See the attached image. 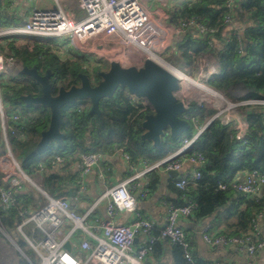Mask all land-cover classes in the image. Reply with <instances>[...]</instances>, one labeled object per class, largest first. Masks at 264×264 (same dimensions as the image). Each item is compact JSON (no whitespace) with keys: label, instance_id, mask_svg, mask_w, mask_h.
<instances>
[{"label":"built area","instance_id":"2783aa9c","mask_svg":"<svg viewBox=\"0 0 264 264\" xmlns=\"http://www.w3.org/2000/svg\"><path fill=\"white\" fill-rule=\"evenodd\" d=\"M234 3L235 0H229L226 8H231ZM225 23H230L228 17H226ZM190 25L202 30V27L194 20L179 24L175 23L173 16L160 13L152 14L147 10L145 0H45L42 6L30 12L23 26L0 28V38L18 36L61 39L65 43L68 42L83 56L89 53L86 49L90 44L101 60L106 61L104 71L108 70L113 63L122 67H141L146 59H150L172 71L178 78L180 86L177 97L191 105L192 108L203 104L195 103L193 99L190 100L189 86L195 88L196 85L208 89L224 102L226 99L224 100L221 95L206 86L209 77L205 80L204 78L195 80L167 64L162 58V54L167 50L174 37L181 35ZM106 49H110V51L105 52ZM104 53H110V59L102 58ZM86 56L87 54L84 57ZM87 58L92 65V58ZM16 62L4 58L0 54V78L9 72L12 80H30L20 75L23 65L19 62H17L19 70L12 73L11 68L16 65ZM96 66L99 64L96 63ZM100 72L95 67L94 74L97 76ZM89 80L92 85L97 83L92 80V77H89ZM116 94L121 95L130 112L133 113L132 115L126 112L124 120L129 128H133V136L138 138L142 131L139 132L137 123L141 124L143 117L150 113V108L144 100L130 95L125 89H119L114 95ZM113 99L114 96L101 103V112L103 104L111 102ZM18 100L15 101L14 106H7L2 102L0 96V217L3 215L7 221L12 223L13 231L23 237H25L24 228L29 224L41 233V239L38 242L27 239L29 246L40 259L39 264H144L157 238L152 233L151 222L143 217L137 208V198L144 199L147 192L141 190L138 195H134L128 190V186L152 169L161 168L167 174L178 173L182 167L179 157H184L185 151L201 134L206 125L198 127L196 118L187 114L185 119L191 127L190 131L175 140L171 139L169 135L165 137L167 141L181 142L180 148L158 163L144 167L134 178L121 181L104 192L97 202L108 201L106 207L108 219L89 226L86 221L92 210L82 216L78 215L70 208L67 197L72 194L77 185L80 186L82 178L91 174L92 169L101 160V155L93 152V144L86 147L91 151L81 157L80 180L78 181V178L69 175L63 169V157L68 146L62 141L59 145H51L48 157L36 165L30 173L24 171L21 167V160L14 154L10 139L11 137L21 138L22 134L10 128L8 124L10 119L17 121L23 118L19 110L23 109L25 105ZM209 100L216 103V99L209 98ZM83 103L89 110L88 103ZM243 106H264V100H248L238 104L227 103L228 109L233 112ZM215 112L216 114L211 120L219 118L224 124L232 123L235 140L243 141L248 128L247 122L242 118L244 115L241 113L239 115L236 112L230 118L222 120L223 111L215 110ZM104 135L107 140L115 142L120 147V152L126 160L132 159L134 162L129 149L128 133H107ZM185 161L194 169L190 179L198 180L200 173L197 168L204 165L203 157L200 155L188 156L185 157ZM43 174L57 175L62 179L56 193L44 189ZM189 180L182 178L175 183V187L182 190L188 185ZM231 187L243 196L258 198L264 194V174L246 173L242 179L232 182ZM225 188L226 185H219L220 190H225ZM31 189L37 191L41 198L45 199V203L35 210L28 211L21 206L23 199L21 196ZM194 208L195 204L191 201L181 207L169 205L158 237V239L165 240L169 246L179 245L189 262L192 259L193 248L178 221L180 218H187ZM121 211L131 214L132 219L129 224H118L113 221L117 213ZM258 220L259 224H264L261 216ZM67 223L70 224L69 230L63 234V227ZM258 226H253L252 233L234 238L210 237L206 228L201 232V237L209 246L220 244L237 246L248 258V261L243 264H253L250 259L264 248V241L260 237ZM0 232L4 236L10 233L1 224ZM76 234H78L80 243L78 254L73 255L64 249V244ZM254 237H256L255 240ZM137 238H140L141 245L134 251V242Z\"/></svg>","mask_w":264,"mask_h":264},{"label":"trees","instance_id":"16d2710c","mask_svg":"<svg viewBox=\"0 0 264 264\" xmlns=\"http://www.w3.org/2000/svg\"><path fill=\"white\" fill-rule=\"evenodd\" d=\"M228 1L195 0L179 6L174 14L176 23L194 20L202 30L190 25L181 35L174 37L166 50L168 59L190 69L194 67L196 58L208 55L215 59L219 67V72L206 81L208 88L232 104L264 100V0H235L231 8H226ZM15 2L0 0V28L22 23L23 18L15 16L10 9ZM226 17L230 23H225ZM54 42L55 39L6 37L0 39V53L7 59L21 63L23 67L36 66L41 74L49 70L53 74L50 79L53 82V93L58 91L60 85L69 88L78 84L79 74L92 77L94 81L99 80L94 74L95 68L89 66L88 60L74 54L62 57L61 48ZM240 87L243 95L235 97L234 93ZM27 94H37L34 97L41 95L40 86L33 79L12 80L6 79L4 75L0 78V96L5 105L14 106L21 95ZM83 104L67 107L63 111L61 131L65 135L64 143L68 146L63 158L66 162L70 159V164L80 163L82 155L87 153V148H81L78 139L88 129L92 134L101 135L128 133L132 157L134 160H143L148 166L158 163L180 148V144L175 141H166L160 150L143 147L142 144L146 143L133 136V128H129L124 120L126 112H131L121 95L116 94L111 102L103 104L101 116L89 115L87 106ZM238 110L248 124L243 141L235 140L232 123L224 124L219 118L211 120L216 114L215 110L203 105L193 107L189 115L196 118L198 127L206 126L185 151L184 157L200 155L205 163L197 168L200 178H188L190 180L184 189H177L175 181L168 186L175 196L170 205L181 207L190 201L195 204L187 219L195 223L212 219L213 223L208 230L210 237H241L252 233L253 226L259 225V216L264 220V194L250 198L231 187V183L242 174H264V106H243ZM19 111L23 118L17 121L10 119L8 124L22 137H11V145L16 157L21 160L22 169L30 173L50 152V149L35 151L40 132L48 126L49 114L48 111L26 107ZM137 126L141 132L140 123ZM116 146L100 142L94 148L96 153L110 154L116 150ZM145 177L147 180L141 190L152 193L159 181L157 170L152 169ZM61 182L60 177L51 175L42 180V185L48 192L55 193ZM220 184L226 185L225 190L219 189ZM24 197L21 206L28 209L33 195ZM34 199L41 204L45 203L39 194ZM0 224L11 231L12 223L3 215ZM152 233L157 240L148 256L158 261L163 256V243L166 241L158 239L160 229L154 227ZM17 243L30 262L37 264L34 253L21 241ZM169 247L171 264L213 263L202 260L194 252L189 262L179 245Z\"/></svg>","mask_w":264,"mask_h":264},{"label":"crops","instance_id":"0c3cea01","mask_svg":"<svg viewBox=\"0 0 264 264\" xmlns=\"http://www.w3.org/2000/svg\"><path fill=\"white\" fill-rule=\"evenodd\" d=\"M15 1H16L15 4L12 5L10 9L15 13L14 14L15 16L22 17L23 21L20 25L13 24L7 28L23 26L26 23L30 12L35 8L42 6V4L45 3V1L42 2V0H15ZM194 1L195 0H145V6L147 10L152 14H156V13L166 14L169 16H173L175 19L174 16L175 10L179 6ZM174 26H176V24H174ZM65 45L66 47H62L59 45V47L61 48L60 54L62 55V57L66 56L67 54H70L72 56L74 54V55H79L80 57H83L87 60V58L84 57L83 54H81L79 51H76L69 44L65 43ZM187 70L193 72L195 78L189 75L193 79L202 80L204 78L205 80L211 75H214V73L215 74L218 73L219 67L214 58L205 55L196 58L194 67L190 69L188 68ZM35 109H41V108H35ZM235 112H237L239 115L241 113L238 110ZM242 118L244 117L242 116ZM78 141H80L82 145L81 148H85L87 146H90L91 144H93V146H97V144H99L100 142L111 143L115 146L117 145L115 142L111 140H107V137L105 135H101L99 133L92 134V131L90 129H88L78 139ZM142 145L143 147L149 150H153L149 144H142ZM119 148L120 147L117 145L116 150L110 154L98 153L101 155V160L92 169L90 175L81 179L80 186L77 185V187L73 190L72 194L67 197L70 203V208L78 215L82 216L87 212H89L90 210H92L91 214L87 217V221H86V224L89 226L93 224H99L100 222L108 219L106 214V207L108 201L102 200L97 202L98 198L104 192L112 188L117 183L134 178L139 172H141L144 169V167L148 166L147 163H145L143 160H134V162L132 161V159L126 160L123 154L120 152ZM95 150L96 149L94 148L93 152H95ZM90 151L91 149L87 150V153ZM48 155L49 154H47L44 157L47 158ZM179 159L182 161V167L179 170L177 177H171L169 174L164 173L161 168L156 169L159 175V181L158 184L156 185V189L152 193L147 192L146 197L144 199L137 198L136 202H137L138 211L141 213L143 217H145L151 222L153 228L154 227L157 229L161 228L164 219L166 218L167 215V208L175 198V196L168 189L170 182L175 181L174 183H176L182 178L188 179L190 178L192 172L194 171L193 167L188 162L185 161V157H179ZM69 160L67 162L64 160L65 162L63 169H65V171L69 175L71 174L73 177L78 178L79 181L80 180L79 167L81 165V162L78 164L76 163L70 164ZM146 175L147 173L130 183V185L128 186V190L132 194L138 195V192L141 191V186L147 180V178L145 177ZM244 175L245 174L238 176L237 179H242ZM42 176H43L42 179H44L51 175L43 174ZM29 191L30 190H28L26 194H22L21 196V198H23L22 201L25 198L24 196L26 197L30 196ZM40 205L43 204H41L40 201L38 200L36 201V199L33 198L32 200H30L29 208L28 209L25 208V209H27L28 211L29 210L32 211L37 209ZM131 219L132 216L130 213L121 211L117 213L113 221L118 224H129ZM68 223L63 227V234H66L69 230L70 224ZM178 223L179 226L184 230L185 234L187 235L192 245L193 252L202 260L206 262H213L212 264H216V263L228 264L231 262L243 264L248 261V258L244 254V252L240 251L239 248L235 245L220 244L216 246H209L203 241L201 237V232L206 228L208 230L211 228L210 225H212L213 223L212 219H206L200 223H195L187 218H180ZM258 228H259L260 237L264 241V224L260 223ZM5 230L10 233L7 234L6 236L8 237H6L0 232V264H27L28 262H29L28 264H32L30 260H28V258H26V256L22 253L23 251L18 246L17 241H21L23 244H25V247L27 249H29L31 252L34 253L35 256H37L35 251L29 246L27 239L38 242L41 239V233L35 230L31 224H29L24 228L25 237H23L18 233H15L13 231L14 230L13 226H11V231L7 229ZM25 231L27 234L25 233ZM77 235L78 234L74 235L68 241L72 246L71 253L73 255L78 254V245L80 243V240ZM140 245H141V240L140 238H137L134 242V251L137 250ZM163 249H164L163 250L164 253L163 256L160 258L161 260L155 261L152 257L147 256L144 264H156L159 262L164 264H171V259L169 255L170 253L169 244L164 242ZM14 252L21 253L22 256L20 255V258H22V260H20L19 258L18 259L13 258ZM250 260L253 264H264V248L258 251L255 254V256ZM39 262L40 259L38 257L37 264H39Z\"/></svg>","mask_w":264,"mask_h":264},{"label":"water","instance_id":"95a60500","mask_svg":"<svg viewBox=\"0 0 264 264\" xmlns=\"http://www.w3.org/2000/svg\"><path fill=\"white\" fill-rule=\"evenodd\" d=\"M20 74L33 79L40 86L41 95H21L19 100L27 108H41L49 114L48 126L39 134L35 148L37 152L65 141V135L61 131L64 109L79 102H87L88 114L101 116V103L112 99L119 89L127 90L130 95L144 100L149 106L150 113L143 117L140 124L142 133L139 138L153 150L162 149L167 135L175 140L191 129L185 116L193 108L177 97L180 89L178 78L150 59H146L141 67H122L113 63L108 70L97 74L99 80L95 85L90 83L87 75L79 74L78 85L68 89L60 87L56 93H53V82L50 80L53 74L49 70L41 74L36 66L23 67ZM169 175L177 177L178 173L171 172ZM64 249L71 252V244L65 243Z\"/></svg>","mask_w":264,"mask_h":264},{"label":"rangeland","instance_id":"374dc122","mask_svg":"<svg viewBox=\"0 0 264 264\" xmlns=\"http://www.w3.org/2000/svg\"><path fill=\"white\" fill-rule=\"evenodd\" d=\"M43 1H45V0H42V2ZM3 39V38H2ZM36 39H46V38H36ZM64 41L63 40H61V39H56L55 38V42H54V44L55 45H60V46H62V47H66V45H65V42L63 43ZM67 44H68V42H66ZM65 45V46H64ZM71 46V45H70ZM72 47V46H71ZM87 48L88 49H86V50H88L89 51V53H86L87 54V56H86V58L87 57H90V58H92V65H90L93 69L95 68V67H97V69H99V72L101 71V72H104V70L103 69H105V65L107 64L106 63V61L105 62H103L102 60H101V57L100 56H98L97 54H96V51H94V49H92L93 47L89 44L88 46H87ZM108 51H110V49H106V51L105 52H108ZM98 53V52H97ZM1 54V53H0ZM85 54V55H86ZM110 53H104V55L102 56V58H104V59H110V55H109ZM84 55V56H85ZM168 53H166V51L162 54V58L163 59H165L166 60V63L167 64H169V65H171V66H175V68L176 69H178L179 71H181V72H183V73H185V74H187V75H190V76H192L193 78H195V75L193 74V72H191L190 70H187L186 68H185V65L184 64H180V63H176V62H173V61H171L170 59H168ZM4 57V56H3ZM5 58V57H4ZM89 58H87V60H88ZM98 63L99 64V66H96V63ZM19 63H17L16 62V65H14L12 68H11V70H12V73H14V72H17L18 70H19ZM95 70V69H94ZM9 73V72H8ZM5 74L4 75V77L7 79V77L8 78H10L11 76H9V74ZM11 79V78H10ZM93 85H95V84H93ZM60 87H63V88H65V89H68V87L67 86H65L64 84L63 85H60L59 87H58V89L60 88ZM243 95V92H242V88L240 87V88H238L237 89V92H235L234 93V96L235 97H241ZM188 96H189V98H190V100L191 99H193V101H195V103H201V104H203L204 106H206L208 109H212V110H221V111H223V113H222V115H221V118H222V120H225L226 118H230L231 116H233L234 114H236V112H233V111H231V109H228V107H227V103H230V102H227L225 99V101L223 102H216V103H214V102H212V100H209L207 97H206V95H204L203 93L202 94H200V92H198V90L197 89H195V88H193V87H188ZM223 98V97H222ZM231 104V103H230ZM82 106H86L85 104H83ZM215 107H217V108H215ZM180 145L179 146H181V142L179 143ZM0 149H1V143H0ZM15 154V153H14ZM40 185H41V182H40ZM30 194L31 195H33V198H36V195H38V193H37V191H33V189H31L30 191ZM25 233H26V231H25ZM27 234V233H26ZM23 254H24V252H22ZM20 255L22 256V254L21 253H19V252H14V254H13V258H15V259H20V260H22V258H20ZM25 255V254H24ZM26 256V255H25ZM26 258H28L27 256H26ZM28 260H30L29 258H28ZM34 260H35V262H38V257L37 256H35L34 257ZM27 261V260H26ZM29 263V262H28ZM27 263V264H28Z\"/></svg>","mask_w":264,"mask_h":264},{"label":"bare ground","instance_id":"6f19581e","mask_svg":"<svg viewBox=\"0 0 264 264\" xmlns=\"http://www.w3.org/2000/svg\"><path fill=\"white\" fill-rule=\"evenodd\" d=\"M161 64H163V63H161ZM162 66V65H161ZM169 71H171L170 69H168ZM172 72V71H171ZM195 88L198 90V92H200L201 94L203 93L204 95H206V97L209 99V98H211V99H216V102H222V100L219 98V97H217V96H215L211 91H209L208 89H205V88H203V87H199V86H196L195 85Z\"/></svg>","mask_w":264,"mask_h":264},{"label":"clouds","instance_id":"9594fccd","mask_svg":"<svg viewBox=\"0 0 264 264\" xmlns=\"http://www.w3.org/2000/svg\"><path fill=\"white\" fill-rule=\"evenodd\" d=\"M81 103H83V102H81ZM70 107H72V106H70Z\"/></svg>","mask_w":264,"mask_h":264}]
</instances>
